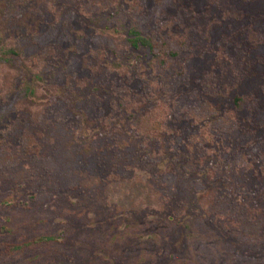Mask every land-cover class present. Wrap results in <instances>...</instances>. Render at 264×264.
I'll return each instance as SVG.
<instances>
[{
	"label": "rangeland",
	"instance_id": "374dc122",
	"mask_svg": "<svg viewBox=\"0 0 264 264\" xmlns=\"http://www.w3.org/2000/svg\"><path fill=\"white\" fill-rule=\"evenodd\" d=\"M0 264H264V0H0Z\"/></svg>",
	"mask_w": 264,
	"mask_h": 264
},
{
	"label": "trees",
	"instance_id": "16d2710c",
	"mask_svg": "<svg viewBox=\"0 0 264 264\" xmlns=\"http://www.w3.org/2000/svg\"><path fill=\"white\" fill-rule=\"evenodd\" d=\"M126 40L134 48H138L140 46L148 48L154 57L160 55L166 44L162 38L157 40L152 36L144 35L138 28L134 26L128 29V38ZM234 100L236 103H239L241 98L235 97Z\"/></svg>",
	"mask_w": 264,
	"mask_h": 264
}]
</instances>
